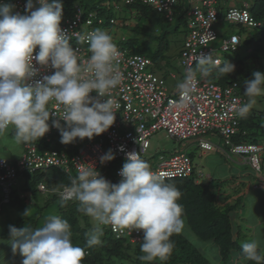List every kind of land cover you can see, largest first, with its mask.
I'll return each instance as SVG.
<instances>
[{
  "label": "clouds",
  "instance_id": "clouds-1",
  "mask_svg": "<svg viewBox=\"0 0 264 264\" xmlns=\"http://www.w3.org/2000/svg\"><path fill=\"white\" fill-rule=\"evenodd\" d=\"M62 18V0H27L25 14L15 11L13 4L0 3V137L13 128L15 145L44 137L50 131V120L64 144L77 138L92 139L116 121L120 105L111 92L122 82L118 46L101 28L76 34L80 45H89L85 63L70 44L74 34L62 29ZM196 65L177 84L182 103L196 88L197 72L207 77L213 70L220 75L236 70L235 64L229 60L222 63L214 53L199 54ZM41 68L55 71L34 80ZM252 76L244 81L248 99L236 109L240 118L246 117L255 98L264 94V73L254 71ZM93 92L97 95L92 96ZM53 102L62 110H51ZM114 159L109 150L100 162ZM119 175V183H112L96 167H81L70 184L63 185V193H70L78 202V211L94 222L85 233V247L73 244L70 223L57 215L48 216L38 228L10 225L9 239L0 243H8L13 255L24 257L22 264H83L85 248L100 245L103 226L111 225L113 231L143 230L141 261H166L174 249L171 237L185 227L181 191L174 183L165 182L163 174L153 171L135 151L126 153ZM23 215L29 217L31 207ZM241 248L246 259L256 264L264 261L258 240L242 242Z\"/></svg>",
  "mask_w": 264,
  "mask_h": 264
},
{
  "label": "built area",
  "instance_id": "built-area-1",
  "mask_svg": "<svg viewBox=\"0 0 264 264\" xmlns=\"http://www.w3.org/2000/svg\"><path fill=\"white\" fill-rule=\"evenodd\" d=\"M126 4L134 0H122ZM144 4L153 6L158 12L163 13L169 22L174 20V7L180 1H188L191 8L187 12L189 34L181 51V65L185 69V76L196 64L201 53H214L222 63L224 60L218 55L213 45L219 40V34L215 29L218 22L216 5L223 0H141ZM27 0H13L15 11L25 14ZM63 3L62 29L73 33L70 40L71 46L79 51L81 59L86 63L90 52L87 42L80 45L76 40V34L90 32L98 21L97 12H90L84 15L80 6H75V12L68 14L65 3ZM249 5L244 2L243 7H231L226 19L232 23L247 24L251 27H260L262 24L256 22L249 13ZM97 22V23H98ZM114 22V20H112ZM220 49L225 52L235 51L240 45V37L231 35L221 40ZM121 52L118 67L122 73V82L114 90L112 97L119 103L116 121L106 132L95 136L92 139L77 138L73 143L65 144L64 150L49 148L40 151L34 144L28 143L15 166L9 160L0 159V189L4 194L2 203H8L13 187L18 184L17 172L46 170L48 168H60L66 174L78 175L81 167L94 168L112 183H119L122 177L119 171L126 162V153L135 151L144 157L150 148V138L158 131L164 130L171 138L175 139H196L216 130L226 140L237 133L240 117L236 109L239 104L247 101L236 93V84L226 88L210 82H202L196 75V88L183 103L182 97L176 88L172 93L166 86V80L154 73L147 71L152 65V60L143 55H131L126 49L118 47ZM39 49L37 48V51ZM35 54V53H34ZM39 67V65H37ZM55 70L41 68L40 74L34 78L42 79L44 75H51ZM177 79L176 74H172ZM33 81H29L33 83ZM96 96L95 92L91 93ZM103 99H106L103 98ZM51 110L61 111L62 106L53 102ZM53 119L59 117L53 116ZM65 124L63 120L60 121ZM50 131L42 137L47 143H53L60 131L51 127ZM55 137V138H54ZM213 143L200 139V149L204 152H211ZM218 148V147H217ZM112 150L115 159L107 163H101L100 157ZM264 148L260 145L244 144L232 147L231 152L240 156L258 172L262 169V154ZM121 162L114 169L115 173L110 174L113 163ZM192 159L186 153H178L171 158L162 160L153 171L163 174L164 179L185 178L192 175L194 171ZM200 176H204L198 171ZM74 177V178H75ZM38 190L46 193V185L39 184ZM61 192L65 200L72 199L70 193ZM0 204V210H1ZM109 229L116 239L130 238L131 242H139L144 235L143 230L113 231Z\"/></svg>",
  "mask_w": 264,
  "mask_h": 264
},
{
  "label": "trees",
  "instance_id": "trees-1",
  "mask_svg": "<svg viewBox=\"0 0 264 264\" xmlns=\"http://www.w3.org/2000/svg\"><path fill=\"white\" fill-rule=\"evenodd\" d=\"M6 1L7 0H0V3L12 4L13 0H9V2ZM62 1L66 5V12L68 14L75 12V6L82 7L85 16L90 12H97L98 17L103 20V23L99 24L97 21L98 23L96 22L93 29L103 26L105 29H107V27L110 28L111 26L123 29V31L128 32L129 35L122 38L123 41L121 47L126 49L131 55H146L145 52L137 46L140 41L146 44V40L143 38L142 33L137 31L138 26L136 28L131 26L130 20L127 16H119V11L122 8L118 5V1L122 0ZM122 2L130 13H136L137 17L145 18L146 21L151 22L156 18L162 22H164V20L169 22L163 13L158 12L151 5L144 4L141 0H134L130 4H126L125 1ZM226 2L227 0H223L215 6L218 13L217 23H224L225 21L228 24L237 25L238 23H232L226 19L227 13L231 8L225 7ZM238 2H241L242 4L240 7H243L244 2L248 3V10L251 17L256 22L262 24L260 27L252 28H264V0H255L253 4H250L246 0H238ZM188 3L190 2L180 1L174 7L173 21H179L180 25H184L185 27L188 24L187 12L191 8L189 6H192L191 3ZM112 20H114V22H112ZM238 25L241 27H251L247 24ZM165 32L168 33L169 31ZM231 35H237V33ZM237 36L240 37V35ZM229 37L219 34V40ZM262 41L263 36L259 38V43ZM240 45L233 52L240 51ZM260 46L261 44H257V47ZM159 48V50L154 51V57H148L153 63L155 62L154 59L158 58L160 55L164 57L162 52L163 47L161 46ZM261 48V50L264 49L262 46ZM149 51L151 52V50ZM254 54L256 55V53ZM235 66L236 70L230 74L220 75L216 70H213L212 73L216 72L217 81H214V78L211 79L209 76L206 77L208 80L206 81L218 84L223 88L236 84L237 93L242 87L239 77H241L243 69L240 68L239 64H235ZM245 73V76H248L250 71ZM242 94L244 96L241 97L247 100L248 97L245 96L244 91ZM58 137L61 139L60 133L58 134ZM58 137H54L56 140L51 144L43 140L42 137L38 141L32 142V144H34L40 151H45L49 148H55L62 151L65 149L66 145L61 143V140L58 141ZM176 140L181 141L182 139ZM225 144L227 145L226 141ZM244 144L260 145L264 148V111L252 108L246 117L240 118L237 133L229 139L228 146L230 147V151L224 149L222 151L230 157V155H235L231 152L232 147ZM218 149L221 148L218 147ZM19 159L10 162L16 166ZM142 159L147 162V159L144 157ZM123 163H113L110 168V174L112 175L115 173L114 169ZM245 163L255 171L256 175L242 173L241 170H236L228 178L214 179L209 177V179H207L204 176H200L198 172L200 170H197V168L194 167V171L189 177L164 179L165 182L174 183L181 191L182 197L179 203L183 205V216L185 221V227L182 233L171 237L174 243V249L171 256L166 261H141L139 256L143 255V253L140 251V243L143 242V237L142 240L136 242V244H132L126 239V237L116 239L108 225V229L103 230L104 234L101 237L102 243L91 249L85 248L86 255L83 264H256L255 261L246 259L242 252V242H250L252 240L245 239L243 228L246 223L244 225L240 223L244 221V219L239 216L238 212L244 204L243 197H246L252 188L256 190L255 186L260 188L258 186L259 183L257 182L262 181V172H258L248 162ZM74 177V173L71 175L66 174L60 168H48L46 170H38L35 172L29 170L25 172H17L18 184L13 187L8 203H2L4 194L2 193V189H0V204L2 206L0 214L4 211V207L6 206L13 207L16 205L24 209L34 206L30 201V194L32 193L33 198L36 199L37 193L40 192L38 186L43 183L47 187V192L50 193L47 202L42 206L38 205L36 220H31L30 222L23 219L20 221V223L23 224L20 228H23L26 225H30L33 228L43 226L46 218L52 214L50 211L45 214L44 211L52 205L54 206L53 209L56 210L55 215L70 223L73 244L85 247V233L90 231L93 227V224L90 223V217L78 211V202L73 198L65 200L61 197L63 185L70 184L71 179ZM227 183H229L230 186L228 189H225L228 186ZM18 186H20L22 194L15 198L16 191H18L16 187ZM208 245H210L212 249H215L216 255L214 257H211L205 250ZM260 254L264 256V247H260ZM23 259L24 257L21 258L19 264H22ZM261 264H264V261H262Z\"/></svg>",
  "mask_w": 264,
  "mask_h": 264
},
{
  "label": "rangeland",
  "instance_id": "rangeland-1",
  "mask_svg": "<svg viewBox=\"0 0 264 264\" xmlns=\"http://www.w3.org/2000/svg\"><path fill=\"white\" fill-rule=\"evenodd\" d=\"M9 2V0H7ZM6 1V2H7ZM250 4H253L255 0H246ZM238 0H227L225 3V7L228 8L230 6H242L241 2ZM190 4V3H188ZM118 5L122 8L119 11V16L123 17L127 16L130 20V25L137 27V31L142 33L143 38L146 40V44L143 42H139L137 44L138 48L142 49L147 55H143L146 57H154L153 53L155 50H159V47H163L162 52L163 56H159L155 58V62L152 63L151 66L148 67L147 71L149 73H154L157 76L166 80V86L170 93H172L176 88L177 84L185 79V69L181 65V51L183 49L186 38L189 34L188 24L185 27L184 25H180L179 21L172 22H164L153 19L151 22L146 21L145 18L137 17L136 13L132 14L128 11L122 1H118ZM191 7V6H189ZM101 29L107 30L109 34L113 37L114 42L120 48L122 44V38L126 35H129L128 32L123 31V29L117 28L116 26L100 27ZM215 29L221 35H225V37H229L233 33H237L240 35L242 43L240 45V51L238 52H225L220 49L221 40L216 41L213 45L218 51V55L223 60H229L233 64H239L240 68L243 69L241 77H239L242 87L238 90V94L240 96H244L243 88L245 87L244 81L247 79H252V73L254 71H260L264 73V51L256 52V56L243 58V56L249 52L250 49L255 51V46L257 44H261L264 48V28H252L248 26L241 27L236 24H228L224 21V23H217L215 25ZM165 31H169L166 33ZM263 36V41L259 43V38ZM123 49V48H122ZM151 50V52L149 50ZM264 50V49H263ZM196 64L191 70L196 68ZM247 71H250L248 76H245ZM172 74H176L177 79L172 78ZM199 77L200 81L205 82L207 79L200 75L199 72L196 73ZM209 77L214 78V81H217L216 72L210 73ZM208 81V80H207ZM256 103L253 106L254 109L259 111H264V94L255 98ZM50 124V122H49ZM14 135V129L9 127V129L5 132L3 137H0V159H6L9 161L18 160L24 151V146L15 145L12 141V137ZM200 139L210 141L213 143L214 148L211 152L204 153L200 149ZM61 140L60 137L57 139ZM225 139L219 134L218 131L212 130L207 134L201 136L196 139H186V140H176L171 138L166 131L161 130L152 135L150 138V148L147 150L144 158L147 159V163H149L152 170H155L159 163L165 158H171L173 155L177 153H186L193 161L194 166L197 170L203 172L204 177L209 179L212 177L214 179L217 178H228L230 177L236 170H241L242 173H247L251 175H256L255 171L243 161L240 156L230 155L228 157L223 149L226 151H230V147L225 144ZM220 147L221 149H218ZM262 173L261 179L262 181L256 187L251 189L248 192L246 197H243L244 204L239 210V216L244 219V221L240 222L241 224H245L243 228L244 237L246 240H258L260 242V247H264V153H263V163H262ZM50 175V174H49ZM203 177V178H204ZM48 183V181H47ZM227 188L230 186L227 183ZM18 191H16V196L22 194L20 190V186L16 187ZM262 188V189H261ZM254 190V191H253ZM31 203L34 206H31V215L29 217H25L23 213L26 209L18 207V206H6L4 207V211L0 214V240L7 241L9 239V226L13 225L17 228H20L23 224L20 223L21 220H36L37 215V207L38 205L42 206L47 202L50 193L38 192L36 199L33 198L32 193ZM54 206H49L44 212L50 211L55 215L56 210L53 209ZM38 214V213H37ZM28 223V222H27ZM90 223L93 224V220L90 217ZM107 226H103V230H107ZM127 240L130 238L126 237ZM132 244H136V242H131ZM205 249V248H204ZM207 253L214 257L216 255L215 249H212L210 245L205 249ZM22 256L19 254L13 255L11 246L8 243H0V264H19Z\"/></svg>",
  "mask_w": 264,
  "mask_h": 264
},
{
  "label": "crops",
  "instance_id": "crops-1",
  "mask_svg": "<svg viewBox=\"0 0 264 264\" xmlns=\"http://www.w3.org/2000/svg\"><path fill=\"white\" fill-rule=\"evenodd\" d=\"M236 3H238V2H236ZM230 7H234V6H230ZM237 7H240V6H237ZM241 43H242V40H241ZM262 48H261V46L260 47H255V51H253V49H250L249 50V52H247L244 56H243V58H248V57H254V56H256L254 53H256L257 51L258 52H263V50H261ZM257 54V53H256Z\"/></svg>",
  "mask_w": 264,
  "mask_h": 264
}]
</instances>
